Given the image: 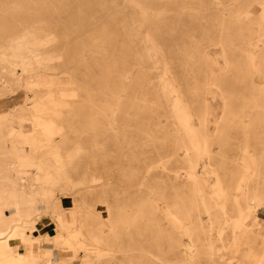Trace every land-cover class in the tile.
<instances>
[{"label":"rangeland","instance_id":"obj_1","mask_svg":"<svg viewBox=\"0 0 264 264\" xmlns=\"http://www.w3.org/2000/svg\"><path fill=\"white\" fill-rule=\"evenodd\" d=\"M49 218L75 264H264V0H0V264Z\"/></svg>","mask_w":264,"mask_h":264},{"label":"crops","instance_id":"obj_2","mask_svg":"<svg viewBox=\"0 0 264 264\" xmlns=\"http://www.w3.org/2000/svg\"><path fill=\"white\" fill-rule=\"evenodd\" d=\"M62 221L65 222V218H62ZM61 226H65V223H62ZM36 231L38 232V238L39 241H32V242H26L25 240H23L22 238L17 240L16 243V248H15V252L25 256L27 258H31V257H42V258H48L50 257L51 259L55 260V264H75L74 260H71L72 254L68 257V260L62 259L60 257H58L57 255L54 257V250L50 251L48 250L49 248H46V251H42V249H40V243L42 240H46L47 238L49 239V235H48V231L49 228L51 229V231L53 232V229L56 231V227H57V223L55 219H45V220H39V222H37L36 224ZM58 232H56L57 234ZM68 251V250H65ZM70 252V251H69ZM36 253V254H35ZM48 256V257H47ZM72 261H74L73 263H71Z\"/></svg>","mask_w":264,"mask_h":264},{"label":"bare ground","instance_id":"obj_3","mask_svg":"<svg viewBox=\"0 0 264 264\" xmlns=\"http://www.w3.org/2000/svg\"><path fill=\"white\" fill-rule=\"evenodd\" d=\"M5 55H6V54H5ZM34 109H35V108H34ZM39 144H40V143H39ZM34 150H35V149H34ZM34 150H33V151H34ZM42 151H43V150H42ZM3 190H4V189H3ZM5 191H6V190H5ZM17 229H18V228H17ZM59 238H61V237H60V236L53 237V243H54V244H57V243L59 242V240H58ZM35 254H36V253H35ZM0 257H1V256H0ZM2 257H4V256H2Z\"/></svg>","mask_w":264,"mask_h":264}]
</instances>
